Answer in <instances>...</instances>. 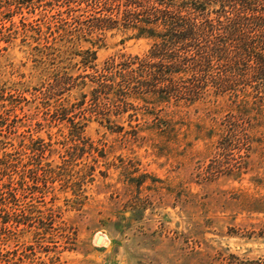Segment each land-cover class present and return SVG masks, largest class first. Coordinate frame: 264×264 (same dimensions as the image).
<instances>
[{"label": "rangeland", "instance_id": "rangeland-1", "mask_svg": "<svg viewBox=\"0 0 264 264\" xmlns=\"http://www.w3.org/2000/svg\"><path fill=\"white\" fill-rule=\"evenodd\" d=\"M52 8L0 16V183L19 187L0 264L264 262V133L220 143L230 101L213 91L157 113L139 100L122 113L108 99L96 113L83 76L151 41L111 30L100 47L48 44L61 25ZM88 47L97 59L87 66Z\"/></svg>", "mask_w": 264, "mask_h": 264}, {"label": "trees", "instance_id": "trees-1", "mask_svg": "<svg viewBox=\"0 0 264 264\" xmlns=\"http://www.w3.org/2000/svg\"><path fill=\"white\" fill-rule=\"evenodd\" d=\"M13 5L21 12L25 5L53 7L50 17L61 25L46 39L55 46L68 43L73 49L86 40L100 47L111 30L133 31L151 41L143 55H112L83 76L95 84L82 97L85 103L90 96L96 113L104 114L108 99L122 113L138 108L134 100L152 103L157 113L164 105L195 103L213 91L230 101L220 143L240 133L251 138V131L264 133V0H0L2 19ZM82 8L89 11L86 19L76 14ZM79 54L87 66L97 59L92 47ZM18 191L12 181L0 183V229H10L19 214L9 210L19 202Z\"/></svg>", "mask_w": 264, "mask_h": 264}, {"label": "water", "instance_id": "water-1", "mask_svg": "<svg viewBox=\"0 0 264 264\" xmlns=\"http://www.w3.org/2000/svg\"><path fill=\"white\" fill-rule=\"evenodd\" d=\"M103 238H104V236H103V235H100V236L98 237V239H97V242H98V243H101L102 240H103Z\"/></svg>", "mask_w": 264, "mask_h": 264}]
</instances>
